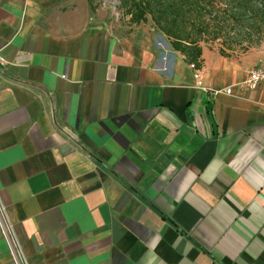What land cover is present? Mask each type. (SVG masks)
Masks as SVG:
<instances>
[{
  "label": "crops",
  "instance_id": "crops-1",
  "mask_svg": "<svg viewBox=\"0 0 264 264\" xmlns=\"http://www.w3.org/2000/svg\"><path fill=\"white\" fill-rule=\"evenodd\" d=\"M90 10L0 3V264H264V47L195 70Z\"/></svg>",
  "mask_w": 264,
  "mask_h": 264
},
{
  "label": "trees",
  "instance_id": "trees-1",
  "mask_svg": "<svg viewBox=\"0 0 264 264\" xmlns=\"http://www.w3.org/2000/svg\"><path fill=\"white\" fill-rule=\"evenodd\" d=\"M119 9L131 26L150 22L193 69L203 65L202 49L219 44L216 51L231 57L232 45L243 44L244 37L264 34V0H119ZM91 11L92 5L89 3ZM228 27L235 31L224 40ZM241 35H237V34ZM258 34V35H255ZM247 42V41H245ZM225 45H221V44ZM246 49L254 48L247 42ZM256 44V46H258ZM251 46V47H250Z\"/></svg>",
  "mask_w": 264,
  "mask_h": 264
},
{
  "label": "rangeland",
  "instance_id": "rangeland-1",
  "mask_svg": "<svg viewBox=\"0 0 264 264\" xmlns=\"http://www.w3.org/2000/svg\"><path fill=\"white\" fill-rule=\"evenodd\" d=\"M6 0H0V3L4 2ZM87 3L91 4L94 11H91V19L96 23V25L105 31L113 32L114 34L120 35V36H127V35H135V36H141V35H149V36H155L160 37L161 34L158 33L152 26L150 22L146 24H141L139 26H131L128 23V18L123 16L122 11L119 9L120 1L119 0H87ZM235 31L232 27H228L225 31L222 32V38L221 41L232 39L233 33ZM237 34V33H235ZM242 34V33H241ZM237 34V35H241ZM258 35V34H255ZM244 41L243 44L240 45H232L233 49L229 51V53L232 56H238L245 54L251 50L255 49H261L264 47V34L262 36H253L250 39L243 36ZM251 42L254 44V48L252 49H246L247 42ZM256 46V44H258ZM222 46L225 45L224 43L221 44ZM219 46V44H213L211 47L216 49ZM251 47V46H250Z\"/></svg>",
  "mask_w": 264,
  "mask_h": 264
},
{
  "label": "built area",
  "instance_id": "built-area-1",
  "mask_svg": "<svg viewBox=\"0 0 264 264\" xmlns=\"http://www.w3.org/2000/svg\"><path fill=\"white\" fill-rule=\"evenodd\" d=\"M191 68L193 67L191 66ZM196 79H197V84L200 87V74L199 73L196 74ZM237 86L239 87L241 91H246V92L253 91L257 89L259 86H264V62H260L256 66H254L252 69H250L247 72L245 78L240 83H238ZM222 92H224L227 95H230L231 88H226ZM215 94L217 93L215 92L214 95ZM0 221L2 225L3 236L7 239L10 248L17 249V252H16L17 255L21 254L18 243L8 227L7 219L5 217L3 209L1 208H0Z\"/></svg>",
  "mask_w": 264,
  "mask_h": 264
}]
</instances>
